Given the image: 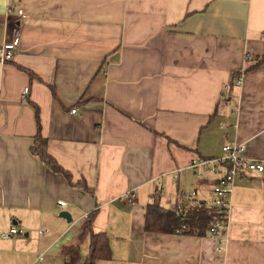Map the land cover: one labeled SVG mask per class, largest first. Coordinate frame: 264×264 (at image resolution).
<instances>
[{
  "label": "crops",
  "instance_id": "crops-1",
  "mask_svg": "<svg viewBox=\"0 0 264 264\" xmlns=\"http://www.w3.org/2000/svg\"><path fill=\"white\" fill-rule=\"evenodd\" d=\"M17 33L0 63V264H65L74 245L84 264L91 212L110 246L95 264H264V170L240 168L223 251L144 231L146 206L180 191L212 207L223 170L197 178L193 159L234 143L264 167V0H0V46ZM36 109L73 186L32 153ZM12 226L28 236L3 238Z\"/></svg>",
  "mask_w": 264,
  "mask_h": 264
},
{
  "label": "trees",
  "instance_id": "trees-1",
  "mask_svg": "<svg viewBox=\"0 0 264 264\" xmlns=\"http://www.w3.org/2000/svg\"><path fill=\"white\" fill-rule=\"evenodd\" d=\"M264 61V54L257 58L256 65ZM36 124L38 133L34 137L32 153L52 173L62 175L68 184L71 183L70 174L62 169L47 152V142L40 134L38 111L36 109ZM79 184V183H78ZM84 185V183L82 184ZM84 187V186H83ZM177 207L162 209L157 201L148 204L144 212L145 233L186 235L195 237H206L208 228L212 225L215 216V209L206 208L205 204L186 205L182 215L176 214ZM96 212L89 213L86 222L82 226L80 241L88 236L89 252L84 264H95L99 260L110 259V246L106 234H95L91 230V224ZM62 255L65 264H77L79 261V245L64 248Z\"/></svg>",
  "mask_w": 264,
  "mask_h": 264
},
{
  "label": "built area",
  "instance_id": "built-area-1",
  "mask_svg": "<svg viewBox=\"0 0 264 264\" xmlns=\"http://www.w3.org/2000/svg\"><path fill=\"white\" fill-rule=\"evenodd\" d=\"M22 14L21 11L18 12ZM19 35L18 33L14 36V39L9 43H4L0 46V63H6L12 60L13 54L18 45ZM242 82V78L239 77L235 83L239 86ZM227 90L226 88L224 91ZM28 95V88L24 90L22 98L26 99ZM72 115L76 114V110H71ZM245 147L241 144L229 143L222 147L221 155L217 158L193 159L188 168L194 170L197 178H202L204 175H216L218 171L223 173L216 179V182L212 188L214 195L212 206L215 209V216L212 225L208 228V236L218 240L217 251L221 252L224 250L222 243L225 241V235L229 226V209H230V198L233 191V185L236 176L239 174L240 168L245 167L250 171L263 172L264 167L260 163H251L245 157ZM126 197L129 200L133 199L132 194L127 193ZM195 193H184L178 192V206L176 214L182 215L184 204L193 201ZM58 206L63 208L64 202H58ZM12 236L27 237L28 233L25 230L19 229L16 226H12L9 232L3 235V238H10Z\"/></svg>",
  "mask_w": 264,
  "mask_h": 264
},
{
  "label": "water",
  "instance_id": "water-1",
  "mask_svg": "<svg viewBox=\"0 0 264 264\" xmlns=\"http://www.w3.org/2000/svg\"><path fill=\"white\" fill-rule=\"evenodd\" d=\"M59 216L67 222L71 221L70 215L67 212H61Z\"/></svg>",
  "mask_w": 264,
  "mask_h": 264
},
{
  "label": "bare ground",
  "instance_id": "bare-ground-1",
  "mask_svg": "<svg viewBox=\"0 0 264 264\" xmlns=\"http://www.w3.org/2000/svg\"><path fill=\"white\" fill-rule=\"evenodd\" d=\"M209 176V175H208Z\"/></svg>",
  "mask_w": 264,
  "mask_h": 264
}]
</instances>
